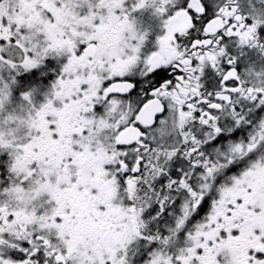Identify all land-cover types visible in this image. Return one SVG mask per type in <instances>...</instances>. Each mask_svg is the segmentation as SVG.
Here are the masks:
<instances>
[{"label":"snow or ice","instance_id":"snow-or-ice-1","mask_svg":"<svg viewBox=\"0 0 264 264\" xmlns=\"http://www.w3.org/2000/svg\"><path fill=\"white\" fill-rule=\"evenodd\" d=\"M0 264H264V0H0Z\"/></svg>","mask_w":264,"mask_h":264}]
</instances>
